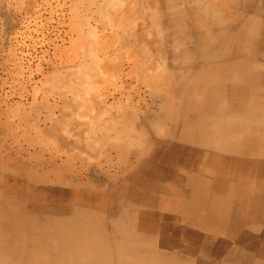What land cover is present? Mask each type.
<instances>
[{
  "label": "rangeland",
  "instance_id": "374dc122",
  "mask_svg": "<svg viewBox=\"0 0 264 264\" xmlns=\"http://www.w3.org/2000/svg\"><path fill=\"white\" fill-rule=\"evenodd\" d=\"M58 1L57 0H51V1L50 0H0V181H1L0 202L2 204H5L6 207L9 209L8 211L1 209L2 212H0V250H1L0 264H35L37 262L41 264H75V263L123 264L124 262H129L131 264H146L144 260L134 258L133 256L124 253V247L130 244L136 246L142 245L143 248H152V249L155 248V250L157 248L160 251H163L162 255H156L151 260V263L148 262L149 264H182V263L197 264L194 259L189 260V262H187V259L184 256H177L176 254L174 255V257H177L179 261L175 260L173 262L170 259H168L166 255L173 254L172 252H168L169 248L172 246L171 245L172 242L167 241L169 242V244L166 245L164 243L165 242L164 239L166 237L165 235L162 236L155 235L154 238H152L150 241H141L139 234L134 232L132 229L127 228L126 229L127 232L130 233V231H133L135 236H128L127 234L122 236V234H124L123 231L126 230L122 225V220L119 215L114 216L109 211L106 212V211H102L101 209H96L95 207H93L95 206V204H92L90 200H85L82 202V204L81 203L78 204L77 201L75 200V196L73 193L74 189L76 188L83 190L88 187V189L90 191H93L94 194H103V193H106V195L112 194L114 193L113 191L115 189V185H114L116 183L115 179L123 176L124 174L129 176V174L131 173L133 176L135 175V177L139 179V181L137 179L134 180L133 182L128 180V182L125 183L123 181L125 185L124 187L129 185H136L138 184V182L140 183L141 177H145V176L149 179L157 180L158 183H160L161 181L160 184L164 186L165 184H170L168 182L169 178H167L165 174V173H169V171L171 170L170 167L168 166H165L163 168L161 167L162 170L159 172L157 170L158 162L157 159H155L154 163H152L151 166L152 170L147 168L148 171L146 169H144V171L143 169H140L141 170L140 171L139 168H134V166L131 165L133 160H130L129 157L133 155L130 154V151L124 153L122 156H119L115 151L107 149V155L111 160L110 162H106L102 160L103 162L100 161L98 163L97 162L95 163L96 167L92 166L91 169L90 168L84 169L81 167V163H82L81 153L85 151L84 148H82L83 151L81 150L82 152H80V154L79 153L77 154L79 155L77 156V161L71 157L70 166H68L64 161L65 160L64 156H63V160L61 159L59 161L60 164L65 162L62 167H54V165L50 164V160H52L51 157L55 154L54 153L55 151H58L57 149H60L63 155L68 154V153H63L64 150H65L64 152H69V153L71 152L73 153L74 151L72 146L69 147L72 139L75 138L74 135L76 134L75 132L76 130L75 128L71 127V122L69 119L71 117V113L75 116L76 115L93 116L91 115L93 114L92 112L93 108L92 106H90L92 104L90 100V94L85 93L87 90L86 89L83 90V88L81 87V86L85 87L88 84L87 80L89 79L87 77L89 76V73L83 74V80H85L84 78L87 79L85 80V84L83 83V85H81L82 84L81 82L80 84H74V82H70L68 81V79L65 78H63V80H60L57 77H52L54 74V70L59 68L58 67L59 64L65 59L67 60L66 56L68 55V51L70 54L72 53L71 50L72 48H74L73 46L75 44L81 43V45L79 46L82 47L83 44L84 46H86L85 43L87 42V40L86 41L82 40L84 37L80 38L79 37L80 35L77 36L79 31L77 34L75 33V31H77L76 27L80 26L82 32H84V30L89 32L86 22L83 21V27H81L82 24L79 25L82 22L80 19L74 18V15L72 13L69 4H66L65 0H63V2L62 0H58ZM152 8H153L152 6L150 7V9L148 8L150 10V14ZM149 10H147V12H149ZM152 10L153 13L155 9L153 8ZM89 15L88 17L83 16L84 18H82V20L89 18ZM90 16L92 17V15ZM98 19L101 20L98 14H94L92 19L90 18L92 23L93 21L94 22H96V20L98 21ZM78 20L80 21V23ZM134 24L135 23L131 22V24L129 25L131 27H129V29L126 28L127 30H125V32L120 30L119 32L121 34L119 33V35L121 37H130V36L137 37V26L136 24L134 26ZM84 25H86L87 27ZM105 25L109 26L108 23H106ZM153 25L154 24H151L150 30L153 29L151 31L154 32V34L157 37L161 29L158 31V29L156 27H153ZM156 29L158 32L156 31ZM88 38L90 39V37ZM89 39L88 41H90ZM235 41L236 43H243V44L246 43V46L250 48V51L252 50V52L256 54V59L258 60V62L264 65V55L259 53V51H263L259 48H264V42H260V37L253 35L251 38L248 37L246 41L238 40V38ZM84 46L82 48L83 50H85L86 48ZM88 48L85 50L86 51L85 55L88 54L87 52ZM78 49H79V53L77 51V55L81 57L82 56L81 53L84 51H81L82 49L80 50V47H78ZM94 50L97 51L98 54H101V52L100 51L98 52L97 49ZM93 53L95 56L97 55L95 54V52ZM152 55L154 56L153 57L154 59L152 60L154 61V63L156 62L154 67L155 68L157 67L156 69H159L160 67V70H162L163 66L167 61L169 62V59L166 60L163 58H166V56L170 58L172 57L171 54H160L159 55L160 57L158 56V54L155 53ZM96 58L97 56L90 59L88 63L91 66H93L96 60L98 70L101 71L100 64L102 63L103 60L102 54L98 56V59ZM158 63L160 66L158 65ZM213 72L214 71L208 72L207 73L208 76L206 74L204 75L210 77L211 75L212 76L214 75ZM92 74L89 76L90 78L96 75V74L95 75ZM101 74L104 75V72ZM112 76L113 77L116 76L114 77V80L117 82V84H119V86L112 85L113 86L112 87L110 83L109 84L101 83L99 85H101L102 87H99V85H97L98 87L96 86L97 87L96 89L99 90L100 92L95 90V94L93 95H96L99 98L101 97L102 100H104L105 97L110 96V102L108 105L110 104L112 105V103H114L113 108L115 107V109L118 111L112 114L113 117L117 119L121 118V120L123 121L125 120L123 124L124 123L127 124L126 126L128 128L133 127L134 130L138 129L143 134L142 136L146 138V143L152 141H153L152 143H154V141L156 142L160 141L161 140L160 133L157 132H161V131L163 132L168 131L166 134L171 136L174 135L175 140H177L176 138H179V136L175 135L173 132L172 134L171 132H169L170 126L172 125V121L168 118H165V115L167 114V112L168 113L175 112L178 113L179 115L184 110L182 106H180L176 102L175 103L170 102L164 106V109H161V107L158 105L159 102H157L154 106L152 105L151 110L147 112L146 115H144L145 117H147V119L143 116V114H139L137 116L138 118L135 121V123L132 121H130L131 122L130 123L127 120L128 118L127 116H122L124 119L119 116L120 112L124 108L130 107L129 102L130 100H132L131 99L132 95L136 93V91H138L139 89L141 90L143 88L142 89L143 91L145 89V85H142L143 87L137 86V84L131 85L129 84V80H127L123 76H120V74L119 75L108 74V77L110 79H113ZM120 77L121 80L119 79ZM59 81L61 85L60 84L57 85ZM70 85L72 86V88L74 86L72 90H70L71 88H68L70 87ZM78 85L80 86L78 87ZM104 87H106V89H104ZM61 88L65 90H61ZM79 89L82 90V93H80L81 90ZM120 89L124 91L123 94L121 91H119ZM74 90H77L75 91L77 93V96L75 92H74L75 95L70 93V91L72 92ZM96 92L99 94H97ZM61 93H65L63 94L65 99H63L64 97L62 96ZM252 94H254L253 96H256L257 98L263 99V102L245 104V103H240L238 100L234 101L228 98L224 103L217 106L215 113H211L209 111H201V114L203 115L206 116L215 115L218 120H222L221 127L216 131H214L213 129L208 128L206 126V128H200L194 133H190L191 136H189L190 134L185 135V138L182 139L183 141L180 142L181 144L179 151H186L187 154L190 151L191 154L189 153L188 155H189V161L191 159V162L188 165V170L191 171L192 174L200 173L205 175L208 180L213 179L212 182L211 180L208 182V180L206 179L208 185L207 187H205L206 190L204 189L202 202L206 203L207 205H211V203H216L217 205L219 203L220 208H222V212H223V215H221V218L223 219L221 220L222 222L219 221L220 213L217 211L212 212V211H207L205 209V211L201 212L202 214L201 213H195L194 215L190 214L192 221L189 222L190 223L189 225L190 226L192 225L193 227L196 226L195 229L201 232L207 231L209 233L211 232V233H216L217 235L219 234L218 236L220 238H226L225 236L226 232L227 233L234 232L233 234L236 235L240 231V233L237 234L238 236H240V234L243 235L242 233L243 231L244 232L243 237L245 236H247L248 238L250 237L249 239L254 238L255 240L254 243L256 247L263 249L264 248V189H263L264 155L261 152L264 150L263 149L264 130L260 131L261 133L259 132V129H256L253 132H251V130H249L250 129L249 127L252 124L247 120L245 121L244 118L250 116L253 113H257L261 110H264V91H260L259 89L254 91ZM60 98H62L63 100L62 99L59 100ZM80 100L81 101L83 100V103H81ZM79 102L80 104L78 105ZM65 104L66 106H70V107L67 109V107L65 106L66 110L65 109L62 110L63 109L62 107H64ZM74 104L77 105L75 106ZM171 104H175V106ZM238 106L239 108H237ZM75 107H77V109H74ZM146 109L147 107L143 106V110ZM252 109H256V110H252ZM71 110L72 112H70ZM235 110L237 112H235ZM98 112L99 110L94 111V113H98ZM233 114H236L237 117L239 116L238 118H240V121H237L235 123H233L235 120L230 122L227 121L230 120L228 116ZM225 118L228 119L226 120ZM142 119H144L146 122H143ZM53 121L54 123H52ZM138 123L140 125H138ZM47 124L48 126H50L49 129H47L48 128ZM232 124H234L233 125L234 127L232 126ZM67 125H69V128ZM119 125H122V123H119ZM168 125L169 127L167 128ZM160 126L162 127L160 128ZM37 127L40 128V130H37L38 129ZM90 127L91 126H88V124H86L80 127L81 130L79 129V132H85V131L89 132L88 129ZM33 128L35 129V131ZM110 128L111 129L115 128V124H112V126L110 124ZM73 129L74 131H72ZM153 129L154 130L156 129L155 133ZM66 131L67 134L71 133L73 135V138L72 137L69 138L68 135L65 134ZM238 131H240L239 134ZM218 133L220 135H218ZM225 133L227 136H224ZM188 136L191 138H189ZM192 138H195V140ZM64 139L66 140L67 144L63 142L61 143V140ZM56 140L58 141L57 143L55 142ZM106 140L107 139L104 136H101V134H98L95 138H93V141L97 142L98 144H104ZM216 140L218 141V145L216 143L217 142ZM30 141L31 143H29ZM34 142L35 143L37 142V145ZM53 142L56 145H54ZM46 143L47 145L45 146ZM182 143H185V145ZM209 143L211 144L216 143L215 144L216 148L213 147L208 148L207 145ZM239 143L240 146L238 145ZM93 145L96 144L93 143ZM201 145L203 147H201ZM227 145H229L230 147ZM235 145H237L238 147H235ZM242 145L244 146V148ZM43 146L45 147L43 148ZM189 146H191V149L192 148L193 149L189 150ZM42 149L45 150V152ZM93 149L95 150L97 148L91 146V148H89L88 151ZM238 153L240 154L238 155ZM188 155H186V153H180L179 157H184ZM161 156L162 153L158 154L157 158L161 159ZM204 158H206L205 161L206 168L201 169ZM119 159L123 161V164L120 167L117 164V161ZM197 160L199 161L200 164L198 163ZM113 164L116 166H114ZM76 166L78 167L79 170L77 169ZM79 172L82 173L80 174L79 177H76V174H78ZM148 173L150 175H147ZM154 173L155 175L153 176ZM217 184H220V188H218L219 185ZM225 186L227 189L225 188ZM135 188L136 190L137 189L141 190L142 188H144V186L142 187L139 185L137 187L136 185ZM252 193L254 196L252 195ZM185 196H187V193H185ZM108 199L109 200L106 203L108 204L110 209L114 203L122 204L125 203L123 201L128 200V204H129L128 215L132 217L133 219L132 222H137L139 219V215H141L142 212L147 211V208L143 207L142 204L138 203V200H136V202L134 203L132 202V199L128 197L127 199L120 198L121 200L119 199V201H117L118 198H111V199L108 198ZM1 203H0V208L2 205ZM145 203L146 202H144V204ZM227 203L228 205H226ZM239 203L241 204L239 205ZM34 206L36 207L46 206L48 211L42 212L38 208H35ZM77 206H80L82 209V211L79 213L75 212ZM243 210L244 212H242ZM229 217L230 219H228ZM59 219L60 220L62 219V221L60 222ZM213 219H218L219 224H217V226L212 223ZM193 221L196 223H194ZM226 222L228 226L226 225ZM76 225H78L77 228H75ZM53 226L56 227V229H59V231H57L58 236L57 234H55L56 231ZM113 229L115 230V232ZM13 237L14 239H12ZM77 237H79V239ZM137 238L139 240H137ZM81 248L83 249L81 250ZM172 249L175 250L177 248L173 247ZM7 250L9 251V253ZM261 261H263V259Z\"/></svg>",
  "mask_w": 264,
  "mask_h": 264
},
{
  "label": "bare ground",
  "instance_id": "6f19581e",
  "mask_svg": "<svg viewBox=\"0 0 264 264\" xmlns=\"http://www.w3.org/2000/svg\"><path fill=\"white\" fill-rule=\"evenodd\" d=\"M65 1H66V4H69L72 10V13L74 15V18L75 19L78 18L81 20L82 23H80V21L78 20L80 23L79 25L82 24L81 27H83V21L86 22L89 32L85 30L84 32H82V29L80 28V26L76 27L77 31H75V33L77 34L79 31L77 36L80 35L79 36L80 38L84 37L82 40H85V41L87 40V42L85 43L86 46H84L83 44L81 47L79 46L81 45L80 43V44H75L73 46L75 49L71 47L72 56L68 51V55L66 56L67 60L65 59L59 64L58 66L59 68L54 70V74L52 77H57L60 80H63V78H65V79H68V81L70 82H74V84H80L81 82L82 83L81 85H83V83L85 84V80H87L86 78H84L85 80H83L84 73H87V74L89 73V76L92 73L94 75L96 74L94 77L92 76L91 78L88 76L87 77L89 79L87 80L88 84L86 86L84 85L85 87L83 86L81 87L83 88V90L84 89L87 90L85 93L90 94V100L92 103L90 106H92L94 111L99 110V112L94 113V111L92 110L93 114L91 115L93 116H86V115L85 116H80V115L75 116L71 113V117L69 119L71 122V127L75 128L76 130L75 131L76 134L74 135L75 138H73V135L71 133L67 134V131L65 132V134H67L69 138L71 137L73 138L69 147L72 146L75 152L74 151L73 153L71 151H70L71 153L64 152L65 151L64 150L65 148H64L63 153H68L69 155L68 154L63 155L62 151L60 149H57L58 151L54 152L55 156L54 155L52 157L49 156L52 159L50 160V164L54 165V167H62L63 164L66 162V164L70 166L71 157L77 161V156H79L77 154L78 153L80 154V152L83 151L82 148H84L85 151L81 153V158H82L81 167L84 169H88V168L91 169L92 166L96 167L95 166L96 162L98 163L102 160L106 162L111 161L109 156L107 155V149H110L112 151H115L119 156H122L124 153L130 151V154L133 155L129 157L130 160H133L131 165H133L134 168H139V170L143 169L144 171V169L147 170V168L152 170L151 166H152V163H154L155 159H157V162H158L157 170L159 172L165 166H168L171 169L169 173H165L166 177L169 178L168 182L170 184H165L164 186L160 184L161 181L160 183H158L157 180L149 179L144 175L145 177H141L140 183L138 182V184H136L137 187L139 185L142 187L144 186V188H142L141 190L137 189L138 190L137 191L135 188L136 185H129V186L124 187L125 186L124 182L126 183L128 182V180L133 182L134 180L137 179L135 175L133 176L131 173L129 174V176L124 174L123 176L116 178L115 179L116 183L115 184L113 183L115 185V189L113 191L114 193L109 194V195H106V193L94 194V192L90 191L88 187L83 190L76 188L74 189L73 193H74L75 200L77 201V203L82 204L83 201L90 200L92 204H95V206L93 207H95L96 209H101L102 211H106V212L109 211L114 216L119 215L121 217L122 225L124 229L125 230L127 228L132 229L134 232L140 235L141 241H150L152 238H154L155 235L157 236L165 235L166 237L164 239L165 241L164 243L167 245L169 244V242H172L171 243L172 246L169 248L168 252L173 253V254H167L166 256L168 257V259H170L173 262L175 260L179 261L177 257H174V255L176 254L177 256H184L187 259V262H189V260L194 259L197 264H212V263L213 264H264V248L261 249L259 247H256L254 243L255 242L254 238L249 239L250 237L249 238L247 236L243 237L244 235L243 231H242L243 235L240 234V236L237 235L238 233H240V231L236 235L233 234L234 232L233 233L226 232L225 233L226 238H220L218 236L219 234L217 235L216 233H211V232L209 233L207 231L201 232L195 229L196 226L193 227L192 225L191 226L189 225L190 224L189 222L192 221L190 214L194 215L195 213H201L205 211V209L207 211H212V212L217 211L220 213L219 221H221L223 220L221 218V215H223V212H222V208H220L219 203L217 205L216 203H211V205H207L206 203L202 202L204 189L205 187H207L208 183L206 181L207 178L205 175L200 174V173L192 174L191 171L188 170V165L191 162V159L189 161L188 154L190 153L189 150L191 149L192 145L189 146L188 154L186 151H179L180 144H181L180 142L183 141L182 139L185 138V135L194 133L200 128H206V126L208 128L213 129L214 131H216L217 129L221 127L222 120H218L215 115H214L215 117L213 115L212 116L203 115L201 114V111H209L211 113H215L217 106L224 103L226 99L228 98L234 101L238 100L240 103H245V104L263 102V99L253 96L254 94L252 93L259 89L260 91H264V65L258 62V60L256 59V54H254L252 50L250 51V48L246 46V43L245 44L236 43L235 40L238 38V40L246 41L248 37L251 38L253 35H256L260 37V42H264V0H65ZM151 6L155 9V11L152 13L153 11L152 10L153 8H152L151 14H150L149 9ZM147 10H149V12H147ZM81 13H83L84 15ZM89 14L92 15V17ZM94 14H98L101 20L98 19V21L96 20V22L93 21L92 23L90 18L92 19ZM88 15H89V18L82 20V18H84L85 16L88 17ZM131 22L135 23L137 26V37H132V36L121 37L119 35L120 33L119 31L121 30L125 32V30H127L126 28L129 29V27H131L129 26ZM106 23H108L109 26L105 25ZM151 24H154L153 27H156L158 31L161 29L157 37L154 34V32L151 31L153 29L150 30ZM79 28L81 29V32ZM88 37H90V39ZM88 39L90 41H88ZM83 46L86 47L85 50L89 47L87 51L89 55L88 54L85 55L86 51L82 49ZM78 47H80V50L82 49L81 51H84L82 52L83 54L80 52L82 55L81 57L77 55V51L79 53ZM94 49H97L98 52L100 51L103 57V60L101 58L102 63L100 62L101 71L98 70L96 60L93 66H91L88 63L90 59L96 56H97L96 59H98V56L101 55V54H98L97 51H95ZM259 49L263 50V51H259V53L264 55V48H259ZM93 52H95V54L97 55L95 56ZM154 53L158 54V56L160 54H171L172 55L171 58L167 56L166 58L162 57L163 59H166V60L169 59V62L168 61L166 62L165 60L166 62L164 65L165 67L163 66L162 70H160V67L159 69H156L157 67L156 68L154 67L156 63V62L154 63V61L152 60L154 59L153 58L154 56L152 55ZM210 71H214L213 72L214 75L207 77L208 76L207 73ZM99 72L101 73L104 72V75ZM108 74H114V75L120 74V76H123L127 80H129V84L131 85L132 84H137V86L145 85V89L143 91H142L143 88L141 90L139 89L138 91H136V93L132 95V98H131L132 100H130L129 102L130 107L124 108L120 112L119 116L120 117L127 116L128 118L127 117L126 118L129 122L132 121L135 123V121L138 118L137 116L139 114H143V116L146 115V113L151 110L152 105L154 106L157 102H159L158 105L161 107V109H164V106L170 102L172 103L176 102L180 106H182L184 110L179 115L178 113H175V112L174 113L167 112V114L165 115V118H168L172 121V125L170 126L169 132H171V134L173 132L175 135L179 136V138H176L177 140H175L174 135L171 136V135L166 134L168 131L167 132L161 131V132H157V133H160V138H161L160 141L158 142L154 141V143H152L153 141L146 143V138L142 136L143 134L138 129L137 131L136 129L134 130L133 127L128 128L126 126L127 124L125 123L123 124L125 120L123 121L121 120V118L117 119L113 117L112 114L118 111L115 109V107L113 108L114 103H112V105L111 104L108 105L110 102V96L105 97L104 100H102L101 97L99 98L96 95H93L95 94V90H97L96 89L98 87L97 85L101 83L102 84L110 83L111 86L112 85L119 86V84H117V82L114 80V77L116 76L114 77L112 76L113 79H110L108 77ZM204 74H206L207 76H205ZM46 77H49V76H46ZM119 79L121 80V77ZM58 84H60V81L59 83H57V85ZM79 86L80 85H78V87ZM99 87H102V86L99 85ZM68 88H71L70 90H72L74 86L72 88V86L70 85V87ZM104 89H106V87H104ZM61 90H65V89L61 88ZM75 91L77 90H74L72 92L70 91V93L75 95L76 93ZM119 91H121L122 94L124 93L122 89H120ZM80 93H82V90ZM61 94L63 96V94L65 93H61ZM76 96H77V93H76ZM61 99L62 98H60L59 100ZM63 99H65V97ZM120 101H121V98H120ZM80 102L83 103V100L82 101L80 100ZM80 102L78 103V105L80 104ZM74 105L76 106L77 104H74ZM171 105L175 106V104H171ZM65 106L66 104L64 105V107H62L63 108L62 110L64 109L66 110V107L67 109L70 107V106H66V107ZM143 106H146L147 109L143 110ZM81 108H80V111H81ZM237 108H239V106ZM74 109H77V107H75ZM252 110H256V109H252ZM70 112H72V110ZM70 112H69V115H70ZM78 112H79V109H78ZM235 112L237 111L235 110ZM238 117L236 114H233V115L228 116L230 120H227L228 118L227 119L225 118V119L229 122L235 120L233 122L235 123L237 121H240V118ZM145 118L147 119V117ZM244 119L245 121L247 120L248 122L252 124L249 127L250 128L249 130H251V132H253L256 129H259V132L264 130V110H261L257 113H253ZM142 120L143 122H146L144 119ZM52 123H54V121ZM119 123H122V125H119ZM86 124H88V126H91L88 129L89 132H86V131L79 132L80 127ZM110 124L111 126L112 124H115V128L111 129ZM161 124H164V123H161ZM138 125L140 124L138 123ZM233 125L234 124H232V126ZM67 126L69 128V125ZM116 126H119V127H116ZM49 127L50 126H48L47 129H49ZM161 127L162 126H160V128ZM168 127L169 125L167 126V128ZM37 130H40V128H38ZM155 130H154V133H155ZM72 131H74V129ZM240 131H238V134L240 133ZM98 134H101V136H104L107 139L104 144H98L97 142L93 141V138H95ZM229 134H232V133H229ZM218 135L220 134L218 133ZM189 136H191V134ZM224 136H227L226 133ZM38 138H39V135H38ZM192 139L195 140V138H192ZM55 142L57 143L58 141L56 140ZM62 142L67 144L65 139L61 140V143ZM29 143H31V141ZM93 143H95L96 145H93ZM216 143L218 145V141ZM216 143H213V144L209 143L207 146L208 148H212V147L216 148V145H215ZM35 144L37 145V142ZM182 144L185 145V143H182ZM46 145L47 143L45 144V146ZM54 145L56 144L54 143ZM238 145L240 146V143ZM45 146H43V148ZM91 146L96 147L97 149L88 151L89 148H91ZM201 147L203 146L201 145ZM235 147H238V146L235 145ZM43 151L45 152V150ZM215 151H212V152H215ZM263 151L261 153L264 155ZM161 153H162L161 159H158L157 156L158 154H161ZM180 153H186V155L188 156L179 157ZM239 154L240 153H238V155ZM63 156L65 157L64 158L65 162L60 164L59 161L61 159L63 160ZM81 158H78V159H81ZM205 161H206V158L203 159V165L201 169L206 168ZM117 164L120 167L122 166L123 161L119 159L117 161ZM81 173L79 172L78 174H76V177H79ZM147 175H150V174L148 173ZM154 175L155 173L153 174V176ZM137 180L139 181V179ZM210 180L211 179H209L208 182ZM220 184H217L219 185L218 188H220ZM254 185H257V184H254ZM250 186H251V183H250ZM185 193H187V196H185ZM246 195H247V192H246ZM207 196H210V195H207ZM127 197L131 198L132 202L134 203L136 202V200H138V203L142 204L143 207L147 208L146 212H142V214L139 215V219L137 222H132L133 220L132 217L128 215V211H129L128 200L123 201L125 203H122V204L113 202L114 204L112 205L111 209L106 203L109 200L108 198L110 199L118 198L117 201H119L120 198L127 199ZM206 199H209V198H206ZM144 202L146 203L144 204ZM240 204L241 203H239V205ZM226 205H228V203ZM34 207L38 208L42 212L48 211L46 206H43V207L34 206ZM1 209L5 211L9 210L5 204L1 205L0 212H2ZM81 211H82L81 207L77 206L75 212L79 213ZM242 212H244V210ZM187 217L189 218V221ZM204 217H205V214H204ZM243 217H244V214H243ZM228 219H230V217ZM61 221L62 219L60 220V222ZM160 221H163V222H160ZM219 221L218 219H213L212 223L217 226V224H219ZM226 225H227V222H226ZM77 227L78 225H76L75 228ZM221 228H224V227H221ZM54 229L56 231L55 234H57L58 236L57 231H59V229H56V227H54ZM133 231H130V233H128L127 230L123 231L124 234H122V236H124L125 234H127L128 236H135ZM77 238L79 239V237ZM138 238L137 240H139ZM12 239H14V237ZM173 247H176L177 249L173 250L172 249ZM82 249L83 248H81V250ZM124 253H127L130 256H133L134 258L142 259L146 262V264H149L148 262L151 263V260L156 255H162L163 251H160L157 248L155 250V248L154 249L143 248L142 245L136 246V245L130 244L124 247ZM262 259L263 261H261ZM35 264H41V263L37 262ZM75 264H86V263H75ZM90 264H94V263H90ZM107 264H110V263H107ZM123 264H131V263L124 262ZM182 264H185V263H182Z\"/></svg>",
  "mask_w": 264,
  "mask_h": 264
}]
</instances>
